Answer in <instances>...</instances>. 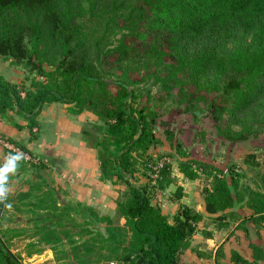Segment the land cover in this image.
<instances>
[{
  "label": "trees",
  "instance_id": "obj_1",
  "mask_svg": "<svg viewBox=\"0 0 264 264\" xmlns=\"http://www.w3.org/2000/svg\"><path fill=\"white\" fill-rule=\"evenodd\" d=\"M148 1L0 0V57L43 77L33 79L27 87L0 75V116L9 122L8 111L22 116L33 140L38 137L33 131L39 128L37 116L45 105L62 102L71 105L72 113L89 110L100 123L96 126L100 136H93L89 145L97 152L100 179L127 184L122 197L115 200L114 217L80 202L62 200L58 205V190L45 174L48 165L9 139L36 161L5 149L8 157L0 161V167L17 155L20 159L6 174L4 187L14 172L32 174L36 182L14 198L28 205L32 213H41L39 218L44 216L36 243L50 246L60 264H179L181 251L189 247L196 224L204 217L203 212L180 204L170 222L151 202L148 184H128L135 164L133 152L146 151L154 142L149 125L152 110L133 106L136 92L128 70L110 79L102 72L101 62L112 54L118 60L126 57L123 37L135 34ZM148 29L154 58L158 63L169 58L164 64V80L186 71L193 83L210 78L215 88L224 77V87L234 91L231 111L244 113L253 108V115L264 123V0H156V14ZM81 133L88 144L89 131ZM192 163H179V171L188 179L199 173ZM261 176L264 180V154ZM152 182L158 189L172 182L167 165L156 171ZM204 192V211L216 229L224 230L239 221L232 218V212L226 215V210L242 200L233 178L221 171ZM246 196L252 210L249 219L259 227L264 223V193L251 190ZM11 197L0 198V224L9 202L15 206ZM25 198L32 201L23 204ZM74 215L83 223H75ZM92 223L103 224L104 232L94 230ZM201 233L212 236L205 229ZM19 235L17 228L0 226V264H20L6 247L9 237ZM250 249L251 259L231 250L230 263L259 264L264 260L260 246L251 243ZM40 251L30 248L28 254Z\"/></svg>",
  "mask_w": 264,
  "mask_h": 264
},
{
  "label": "rangeland",
  "instance_id": "obj_2",
  "mask_svg": "<svg viewBox=\"0 0 264 264\" xmlns=\"http://www.w3.org/2000/svg\"><path fill=\"white\" fill-rule=\"evenodd\" d=\"M144 14L135 34L123 37L128 49L126 57L118 60L117 55L112 54L101 62L102 72L110 79L122 70H128V78L132 80L136 92L133 106H145L152 110L153 117L149 125L154 142L146 151L133 152L135 164L133 172L128 174V184L138 187L148 184L151 202L160 208L170 222L181 205L204 213L202 220L196 224L197 231L190 238L189 247L179 255V264H224L230 262L227 259L230 249L249 257L251 243L264 245V223L258 227L249 219L252 210L246 203L249 191L264 193V180L261 176L264 123L253 115V108L244 113L231 111L234 91L224 87V77L218 79L216 89L212 87L210 78L193 83L186 71L164 80V64L169 62V58L165 57L163 63H158L148 46L151 38L148 28L156 14V0L147 2ZM23 68L16 66L9 58L0 57V75L6 80L28 87L33 79H43L35 71ZM44 68L50 69L48 66ZM83 111L95 116L89 110ZM98 124L96 117L84 126L90 133L87 145L92 144L93 136L99 138L100 129L96 128ZM184 161L193 162L192 166L197 168L199 173L195 179H188L179 171V163ZM162 165L168 166L172 182L158 189L152 181ZM221 171L228 178H233L240 191L239 198L242 200L226 210V215L232 212V218L239 221L222 230L223 236H214V240L208 241L201 232L206 227L213 229L214 226L212 217L204 211V191L211 188L215 174ZM49 180L58 190L60 200H57V204L60 205L64 201V193L50 177ZM34 182L36 180L27 170L14 172L8 179L5 195L13 197L11 199L15 206L9 202L10 206L3 212L0 226L17 228L20 235L13 238L8 236L10 239L6 241V247L20 264H60L50 246L36 243L39 237L38 224H41L40 219L44 216L39 218L38 214L41 213H32L28 205H21L14 198L18 192L27 191ZM118 182L117 198H121L127 190V184ZM29 199L25 198L23 204L32 201ZM244 218L247 220L243 222ZM72 219L77 224L84 221L75 215ZM91 227L104 232L103 224L92 223ZM76 230L73 228V231ZM214 233L219 236V233ZM219 242L222 246L217 248ZM30 248H40L41 251L28 254ZM214 254L218 259L215 260Z\"/></svg>",
  "mask_w": 264,
  "mask_h": 264
},
{
  "label": "crops",
  "instance_id": "obj_3",
  "mask_svg": "<svg viewBox=\"0 0 264 264\" xmlns=\"http://www.w3.org/2000/svg\"><path fill=\"white\" fill-rule=\"evenodd\" d=\"M68 107L70 104L62 102H53L42 107L37 116L39 128L36 132L38 137L33 140L30 139L31 134L26 120L14 111H8L6 116L11 122L0 116V140L4 139L14 147L16 146L9 139L17 141L28 148L32 154L42 159L48 165L45 174L64 193V201L80 202L83 205L96 208L100 214L114 217L118 187L111 181L100 179L97 152L86 144L81 133L86 123L92 119L95 120L96 117L86 111L72 113ZM15 123L20 127H16ZM5 149L7 148L0 144V161L6 159ZM204 229L213 230L212 236L207 237L208 241L214 240V236H223L222 230L215 227ZM214 231L219 233V236H216ZM238 231H236V235H238ZM256 245H261L260 247L264 250L263 244ZM221 246V242H219L217 248ZM231 250H229L227 259L230 258ZM244 257L251 259V256ZM224 264L231 263L225 262ZM259 264H264V260Z\"/></svg>",
  "mask_w": 264,
  "mask_h": 264
},
{
  "label": "clouds",
  "instance_id": "obj_4",
  "mask_svg": "<svg viewBox=\"0 0 264 264\" xmlns=\"http://www.w3.org/2000/svg\"><path fill=\"white\" fill-rule=\"evenodd\" d=\"M20 159V156L17 155L9 159L8 163L4 167H0V198L5 196L6 189L4 187L5 181L7 180V173L11 172L15 168V161Z\"/></svg>",
  "mask_w": 264,
  "mask_h": 264
},
{
  "label": "built area",
  "instance_id": "obj_5",
  "mask_svg": "<svg viewBox=\"0 0 264 264\" xmlns=\"http://www.w3.org/2000/svg\"><path fill=\"white\" fill-rule=\"evenodd\" d=\"M33 131L36 132L37 129L36 128H33ZM0 144H2L5 148L11 150L12 152H15L17 154H21L25 160L27 161H36L34 160L29 154H26V153H23L20 149L14 147L13 145L9 144V142L5 141L4 139H1L0 140ZM8 157V155L6 156V158Z\"/></svg>",
  "mask_w": 264,
  "mask_h": 264
},
{
  "label": "water",
  "instance_id": "obj_6",
  "mask_svg": "<svg viewBox=\"0 0 264 264\" xmlns=\"http://www.w3.org/2000/svg\"><path fill=\"white\" fill-rule=\"evenodd\" d=\"M19 165V164H18Z\"/></svg>",
  "mask_w": 264,
  "mask_h": 264
}]
</instances>
